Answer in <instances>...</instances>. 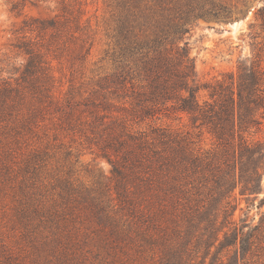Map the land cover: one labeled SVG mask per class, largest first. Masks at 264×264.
I'll use <instances>...</instances> for the list:
<instances>
[{
	"label": "rangeland",
	"instance_id": "374dc122",
	"mask_svg": "<svg viewBox=\"0 0 264 264\" xmlns=\"http://www.w3.org/2000/svg\"><path fill=\"white\" fill-rule=\"evenodd\" d=\"M209 1L217 14L191 17L180 40V45L186 42L197 77L206 81L237 74L240 63L252 61L264 68L259 27L264 0L204 2ZM186 3L139 0L136 39L150 38L162 15L176 16ZM116 15L114 0H0V112L7 109L5 103L11 112L0 118V264H160L161 236L169 237L177 212L166 200L167 207L155 210L154 224H149L119 204L111 165L89 131V112L100 110L127 129L147 134L153 127L189 131L202 152L216 150L208 130L193 128L185 113L134 118L129 103L116 96L106 109L90 104L98 79L112 71L105 52L114 47ZM34 18L59 27L23 31V21ZM22 42L33 44L46 62L48 98L22 82L28 59L18 47ZM173 47L167 49L174 54ZM6 91L11 95L5 100ZM257 116L261 123L245 135L264 140V115ZM262 181L257 199L238 196L234 219L239 225L245 219L257 223L264 212L259 201L264 173Z\"/></svg>",
	"mask_w": 264,
	"mask_h": 264
},
{
	"label": "trees",
	"instance_id": "16d2710c",
	"mask_svg": "<svg viewBox=\"0 0 264 264\" xmlns=\"http://www.w3.org/2000/svg\"><path fill=\"white\" fill-rule=\"evenodd\" d=\"M193 1L187 0L176 16L162 15L151 37L140 42L133 33L139 0H114L115 43L105 52L113 67L98 79V93L91 94L97 97L89 101L106 109L111 96L121 97L132 117L140 119L169 110L185 113L193 128L208 130L216 150L202 152L189 131L153 127L147 134L127 129L100 110L88 113L89 131L111 165L119 204L133 217L154 224V212L164 210L166 200L177 212L179 220L169 237L161 236L160 264H264V212L255 224L245 219L239 225L234 219L238 196L252 201L263 192L264 140L245 133L261 123L258 114L264 115V68L254 61L240 63L237 74L201 81L186 42L180 45V40L191 17L217 12L212 1L197 6ZM34 21L24 20L21 29L33 33L59 27L52 20ZM168 45L174 46V54ZM18 47L28 56L22 82L48 98L51 76L45 60L30 42ZM10 95L3 93L5 100ZM6 110L0 118L11 115ZM259 201L263 205L264 196Z\"/></svg>",
	"mask_w": 264,
	"mask_h": 264
}]
</instances>
